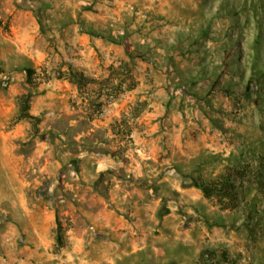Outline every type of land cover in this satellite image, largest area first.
I'll return each mask as SVG.
<instances>
[{
    "label": "rangeland",
    "instance_id": "1",
    "mask_svg": "<svg viewBox=\"0 0 264 264\" xmlns=\"http://www.w3.org/2000/svg\"><path fill=\"white\" fill-rule=\"evenodd\" d=\"M204 250L264 264V0H0V264Z\"/></svg>",
    "mask_w": 264,
    "mask_h": 264
},
{
    "label": "trees",
    "instance_id": "2",
    "mask_svg": "<svg viewBox=\"0 0 264 264\" xmlns=\"http://www.w3.org/2000/svg\"><path fill=\"white\" fill-rule=\"evenodd\" d=\"M33 72H34L33 69H31V68L27 69L28 80H29V83L31 85L34 84V80L32 78ZM62 76H65L66 78H68V80H70L71 82L76 83L80 86H86L89 82L92 81L83 72H78V71L73 70V69H70V71L66 75L62 74ZM31 97H32L31 92H27L20 97V100H19V119H31L33 121V124L36 127L40 123L41 118L30 113ZM230 177H231V175L227 174L224 177H222L221 179H217V180L210 181V182H205L202 178H199L196 183H197V186L202 189L205 196H207V197H209L213 194H217V193L218 194L224 193V194L228 195V191H229L230 187L233 186V184H231V182H230ZM58 229H59V234H58L57 241H58L60 246H63L64 242H63V234H62V225L60 223L58 224ZM212 256H213V253L210 250H204L200 256L199 262L201 264H209ZM222 256L225 259V261H226V259H228L226 254H222Z\"/></svg>",
    "mask_w": 264,
    "mask_h": 264
}]
</instances>
